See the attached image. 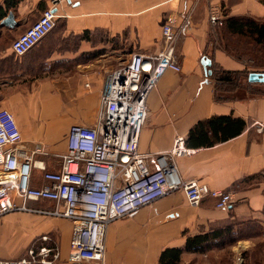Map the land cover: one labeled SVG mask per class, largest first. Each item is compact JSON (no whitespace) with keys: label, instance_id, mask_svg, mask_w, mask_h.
<instances>
[{"label":"crops","instance_id":"1","mask_svg":"<svg viewBox=\"0 0 264 264\" xmlns=\"http://www.w3.org/2000/svg\"><path fill=\"white\" fill-rule=\"evenodd\" d=\"M52 3L0 0V110L15 116L25 143L46 149L35 157L32 185L42 186L37 177L44 173L42 167L60 170L72 125H95L108 73L132 54L160 52L167 18L174 15L181 21L187 16L189 29L176 50L182 71H168L150 94L139 149L167 152L183 137L194 152L177 159L180 177L231 192L234 201L218 209L211 198L192 206L182 192L160 198L109 227L104 264H159L166 249L183 251L178 264H264V228L253 232L264 226V83L250 81V74L260 70L227 53L209 21L216 10L224 22H263L264 0H68L59 5L55 29L29 53L16 57L13 41ZM10 13L12 26L4 24ZM205 61L211 63L207 68ZM211 67L237 73V87L217 89ZM214 118L231 120L217 133L191 137L198 124ZM28 206L52 209L55 204ZM217 231L223 236L206 242L202 250H185L189 238ZM46 234L58 240V264H70L72 223L30 213L0 219V261L22 257ZM232 235L239 236L229 244L235 240Z\"/></svg>","mask_w":264,"mask_h":264},{"label":"built area","instance_id":"2","mask_svg":"<svg viewBox=\"0 0 264 264\" xmlns=\"http://www.w3.org/2000/svg\"><path fill=\"white\" fill-rule=\"evenodd\" d=\"M66 1L53 0L52 7L13 41L16 56L27 54L55 29L59 5ZM209 21L214 27L224 25L216 10ZM189 25L187 16L181 21L169 16L162 27L164 47L160 52L132 54L128 62L108 73L95 125L70 127L60 170L42 167L41 187L32 185V173L35 157L44 155L45 147L25 143L15 116L7 109L0 110V219L30 213L68 220L72 223L70 264H104L109 227L160 198L182 192L192 206H199L205 198L215 200L218 209L233 203L231 192L180 177L177 159L194 152L186 147L183 137H177L167 152L142 153L139 149L149 113L148 98L168 71H182L176 50ZM40 201L55 206H28ZM60 260L58 240L46 234L22 257L0 264H58Z\"/></svg>","mask_w":264,"mask_h":264},{"label":"trees","instance_id":"3","mask_svg":"<svg viewBox=\"0 0 264 264\" xmlns=\"http://www.w3.org/2000/svg\"><path fill=\"white\" fill-rule=\"evenodd\" d=\"M217 33V36L220 38V46L233 57L240 60H247V47L251 44L257 47V55L255 53L251 54L253 60L256 64L250 65L253 68H257L263 72L264 68L262 66L261 57L264 54V21H256L251 18H237L229 19L224 22L222 27H214ZM43 41V40H42ZM38 45V44H37ZM36 45V46H37ZM35 46V47H36ZM34 47V48H35ZM30 52V51H29ZM28 52V53H29ZM15 55V54H14ZM26 55V54H25ZM249 55V54H248ZM16 56V55H15ZM19 57V56H16ZM257 61V62H256ZM211 77L213 78L217 89L221 90H234L237 87V73L226 71V70H216L211 67ZM245 76L248 77V72H245ZM231 119L226 118H214L212 120L202 122L198 124L192 131L191 137H205L207 132L211 130L213 133L218 132V127L222 128L227 127L228 125H223L224 122H230ZM264 226L259 224L253 231L255 234L263 231ZM246 229V228H245ZM260 231H259V230ZM241 230L237 233H242ZM228 232V231H227ZM236 233V234H237ZM250 233V231H248ZM223 236L222 233L214 232L212 234H205L196 236L194 238H189L187 240L185 250H191L192 248L203 249L201 248L203 244L210 241L211 239H218ZM235 240L229 241V244H233L238 238L239 235L235 238L236 235H232ZM223 239V238H222ZM37 241V240H36ZM34 242L32 245H34ZM208 243H206L207 245ZM181 249H166L160 256L159 264H178L181 254Z\"/></svg>","mask_w":264,"mask_h":264},{"label":"water","instance_id":"4","mask_svg":"<svg viewBox=\"0 0 264 264\" xmlns=\"http://www.w3.org/2000/svg\"><path fill=\"white\" fill-rule=\"evenodd\" d=\"M5 25H13L14 24V16L12 13H10V15L7 17V19L4 21ZM206 62V63H205ZM204 66L207 68L208 66H210V62L209 61H205ZM251 82H259V83H264V74L263 73H251L250 77H249Z\"/></svg>","mask_w":264,"mask_h":264},{"label":"rangeland","instance_id":"5","mask_svg":"<svg viewBox=\"0 0 264 264\" xmlns=\"http://www.w3.org/2000/svg\"><path fill=\"white\" fill-rule=\"evenodd\" d=\"M258 48L255 46H253L252 44L249 46V47H247V61L250 63V65H253V64H256L255 63V61L253 60V56H251V54H253V53H255L256 55H257V52H258V50H257ZM251 53V54H250ZM249 54V55H248ZM257 62V61H256ZM261 62H262V66H263V68H264V54H262V57H261ZM253 67V66H252ZM32 176H33V173H32ZM42 176H43V174H37V177L38 178H41V180H42ZM31 239V238H30ZM32 245V244H31ZM23 254H24V252H23ZM23 254H22V256H23Z\"/></svg>","mask_w":264,"mask_h":264}]
</instances>
